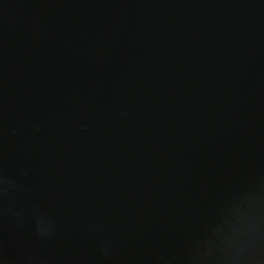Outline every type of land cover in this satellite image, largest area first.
<instances>
[{
	"label": "water",
	"instance_id": "water-1",
	"mask_svg": "<svg viewBox=\"0 0 264 264\" xmlns=\"http://www.w3.org/2000/svg\"><path fill=\"white\" fill-rule=\"evenodd\" d=\"M0 264H264V0H0Z\"/></svg>",
	"mask_w": 264,
	"mask_h": 264
}]
</instances>
